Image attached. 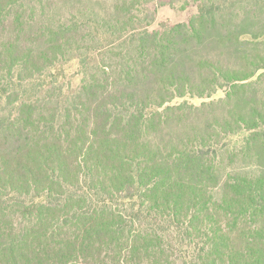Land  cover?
Here are the masks:
<instances>
[{
  "label": "trees",
  "instance_id": "1",
  "mask_svg": "<svg viewBox=\"0 0 264 264\" xmlns=\"http://www.w3.org/2000/svg\"><path fill=\"white\" fill-rule=\"evenodd\" d=\"M146 1L0 0V264H264V0Z\"/></svg>",
  "mask_w": 264,
  "mask_h": 264
},
{
  "label": "rangeland",
  "instance_id": "2",
  "mask_svg": "<svg viewBox=\"0 0 264 264\" xmlns=\"http://www.w3.org/2000/svg\"><path fill=\"white\" fill-rule=\"evenodd\" d=\"M118 0H58V6L53 10L55 14L63 15L65 9L72 7L75 15L93 18L99 17L109 19L111 17L112 6ZM65 6H62L63 3ZM197 0H147L144 7L153 14L154 22L150 26V30L160 29L162 25H173L178 23H186L197 12ZM64 5V4H63ZM81 70L76 62H71L64 67L62 74L58 77L59 86L64 90H73L79 84ZM49 82V78H46ZM61 84V85H60ZM223 97V93L219 92L214 95V99ZM207 101V100H206ZM194 104H200L199 100L192 101ZM240 138H231L230 146L238 143ZM238 145V144H237ZM247 160H237L233 165L234 171L238 173L255 174L256 169L249 166ZM227 165V162H224ZM218 190L215 191L217 195Z\"/></svg>",
  "mask_w": 264,
  "mask_h": 264
}]
</instances>
